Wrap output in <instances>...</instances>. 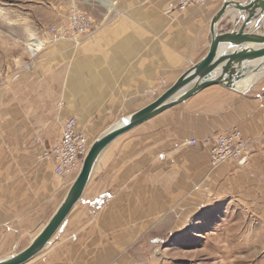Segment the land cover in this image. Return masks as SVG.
<instances>
[{
  "label": "crops",
  "instance_id": "0c3cea01",
  "mask_svg": "<svg viewBox=\"0 0 264 264\" xmlns=\"http://www.w3.org/2000/svg\"><path fill=\"white\" fill-rule=\"evenodd\" d=\"M226 1L207 0L204 5L174 12H168L171 0L104 2L112 10L108 44L96 42L93 56L100 58L90 61L82 57L80 64L66 69L61 103L55 110L60 131L52 146L60 141L63 125L70 119H77L78 129L93 143L121 119L156 101L207 57L212 45V21ZM236 1L246 4L249 0ZM246 15L229 7L217 26V34L238 31ZM258 16L248 25L245 35L264 36V14L258 10ZM242 48L255 51L264 45L245 43ZM238 50L239 47L222 43L218 57ZM245 65L247 78L234 83L236 90L224 85L210 86L112 142L96 163L90 179L92 189L87 191L89 182L74 207L80 208L79 204L90 198L92 203L100 202L96 218H90L96 226L93 223L94 227L70 230L80 217H86L91 207L88 202L74 212L67 231L26 264H127L125 252L131 227H187L198 214L218 205L228 213L255 217L254 225L263 224L264 61L236 64L234 71H243ZM250 67L261 70L255 73ZM221 68L215 77L220 76ZM125 105L124 110L131 112L117 116ZM133 105L143 106L133 110ZM6 110L7 113H0V119L16 113ZM81 112L84 118L100 112V121L113 122L92 140L80 123ZM2 128L0 260L23 250L8 251L21 242L22 199L30 201L31 194L35 197L37 179L36 150L22 153L16 147L19 142L9 139ZM234 128L250 143L248 164L239 167L225 163L212 170L210 149L204 142ZM193 140L197 144L189 145ZM45 163L56 179L69 178L71 186L82 168L58 177L53 163ZM27 207L31 208L30 202ZM150 218H155L153 225H149ZM121 248H125L123 255Z\"/></svg>",
  "mask_w": 264,
  "mask_h": 264
},
{
  "label": "rangeland",
  "instance_id": "374dc122",
  "mask_svg": "<svg viewBox=\"0 0 264 264\" xmlns=\"http://www.w3.org/2000/svg\"><path fill=\"white\" fill-rule=\"evenodd\" d=\"M104 2L110 4L111 0H0V113H7L4 112L7 108L10 113H17L0 119V127L9 139L19 142L16 147L22 153L35 149L37 160L36 194L35 197L31 194L30 201L22 199L21 242L8 249L9 253H17L29 245L71 188L69 178L56 179L52 175L42 151L52 147L60 131L55 110L58 102L61 103L66 69L80 64L82 57L90 61L100 58L93 56L96 42L108 44V19L112 10ZM77 14L89 16L93 21L80 42L68 33L70 18ZM35 41L43 44L41 51L31 48L30 44ZM141 106L133 105V110ZM125 107L117 116L131 112L124 110ZM99 113L85 118L80 113V123L92 140L113 122L100 121ZM92 185L93 180L87 191ZM29 202L31 208L27 207ZM88 202L91 207L86 217H80L70 230L94 227L90 218H96L100 202L92 203L90 198L79 204L78 209ZM24 205L27 206L23 208ZM78 209L73 210L48 245L67 231ZM254 219L228 213L218 205L205 214H198L187 227H156L155 224L150 232L145 230L147 227H131L129 248L126 252L121 248L119 252L122 255L125 252L127 264H264V223L254 225L257 222ZM154 220L150 218L149 225ZM15 221L16 229L17 218Z\"/></svg>",
  "mask_w": 264,
  "mask_h": 264
},
{
  "label": "water",
  "instance_id": "95a60500",
  "mask_svg": "<svg viewBox=\"0 0 264 264\" xmlns=\"http://www.w3.org/2000/svg\"><path fill=\"white\" fill-rule=\"evenodd\" d=\"M232 6L239 14L246 13L247 15L242 18V24L238 31L218 35L217 26L228 8ZM258 10L264 14V0H249L246 4H240L236 0H227L212 21V45L207 57L185 72L156 101L121 119L103 133L99 139L93 142L76 180L46 226L27 248L13 256L0 260V264H26L44 251L83 197L100 156L117 138L148 122L173 106L185 102L193 95L210 86L224 85L229 89L236 90L234 83L245 80L248 69H246L245 65L243 71L236 73L233 65H241L244 62L264 61V48L255 51L242 48V45L245 43L264 45V36L245 35L248 25L259 18ZM222 43L239 47L240 51L238 50L231 55L218 57V50ZM225 62L227 63L225 64ZM220 66H222L221 74L215 77V72ZM250 68V71L255 70V73L261 70Z\"/></svg>",
  "mask_w": 264,
  "mask_h": 264
},
{
  "label": "built area",
  "instance_id": "2783aa9c",
  "mask_svg": "<svg viewBox=\"0 0 264 264\" xmlns=\"http://www.w3.org/2000/svg\"><path fill=\"white\" fill-rule=\"evenodd\" d=\"M206 2L207 0H171L172 5L168 12L184 11L191 6L204 5ZM70 20L68 33L73 38H78L77 42H80L92 27V18L77 14V16H72ZM77 125V119L68 120L63 125L60 141L42 153L44 160L53 163L55 174L58 177L78 172L92 145L86 133L79 130ZM196 144L197 141L195 140L189 142L191 146ZM204 145L210 149L212 170L225 163H234L239 167L248 164L250 143L237 128L208 138Z\"/></svg>",
  "mask_w": 264,
  "mask_h": 264
},
{
  "label": "bare ground",
  "instance_id": "6f19581e",
  "mask_svg": "<svg viewBox=\"0 0 264 264\" xmlns=\"http://www.w3.org/2000/svg\"><path fill=\"white\" fill-rule=\"evenodd\" d=\"M30 46H31V48H33V49H35L37 51H41L43 49V44L41 42H39V41H35V42L31 43ZM156 229L159 230L160 228H156ZM179 229H181V228H179ZM145 230L149 231V232L151 231L150 227H147Z\"/></svg>",
  "mask_w": 264,
  "mask_h": 264
}]
</instances>
